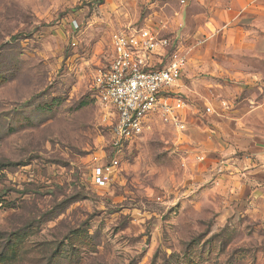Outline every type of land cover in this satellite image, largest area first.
Returning a JSON list of instances; mask_svg holds the SVG:
<instances>
[{
  "label": "rangeland",
  "instance_id": "374dc122",
  "mask_svg": "<svg viewBox=\"0 0 264 264\" xmlns=\"http://www.w3.org/2000/svg\"><path fill=\"white\" fill-rule=\"evenodd\" d=\"M159 2L0 0V264H264V222L195 160L197 93L185 137L153 122L105 188L91 183L112 158L92 77L111 35L154 23ZM197 79L235 106L238 82Z\"/></svg>",
  "mask_w": 264,
  "mask_h": 264
},
{
  "label": "crops",
  "instance_id": "0c3cea01",
  "mask_svg": "<svg viewBox=\"0 0 264 264\" xmlns=\"http://www.w3.org/2000/svg\"><path fill=\"white\" fill-rule=\"evenodd\" d=\"M159 3L155 19L166 28L162 35L175 33L171 37L187 57L176 89L187 103L183 118L187 122L188 92L197 93L196 100L203 98V108L206 105L213 108V113L206 115L201 105L200 108L191 105L194 121L200 122L197 128L205 138V145H195L193 150L196 155H206L204 170L216 178L228 195H234L236 209L263 223L264 117L260 122L259 116L264 115V26L261 27L264 0H185L184 5L179 0H160ZM156 20L144 26L157 28ZM206 37V43L202 44ZM200 73H206L212 82L214 79L238 82L239 89L231 96L235 106L222 93L221 83H217L220 89L197 91L195 82ZM222 100L229 104L227 109H221ZM214 117L217 119L209 121Z\"/></svg>",
  "mask_w": 264,
  "mask_h": 264
},
{
  "label": "built area",
  "instance_id": "2783aa9c",
  "mask_svg": "<svg viewBox=\"0 0 264 264\" xmlns=\"http://www.w3.org/2000/svg\"><path fill=\"white\" fill-rule=\"evenodd\" d=\"M179 3L184 5L185 0ZM165 30V26H142L113 33L111 58L92 77L96 104L109 126L112 152L108 162L91 168V183L98 188H105L114 176L119 167L118 154L153 122L169 126L179 136L187 129L182 116L187 103L176 91L187 57L174 38L162 35ZM220 107L227 109L228 103L221 101ZM203 113L212 114V106H204ZM195 160L204 162L205 156L197 154Z\"/></svg>",
  "mask_w": 264,
  "mask_h": 264
}]
</instances>
